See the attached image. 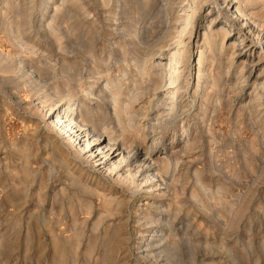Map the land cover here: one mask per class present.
<instances>
[{
  "label": "rangeland",
  "instance_id": "rangeland-1",
  "mask_svg": "<svg viewBox=\"0 0 264 264\" xmlns=\"http://www.w3.org/2000/svg\"><path fill=\"white\" fill-rule=\"evenodd\" d=\"M4 1L0 0V15L5 13L3 16L7 14L11 17V10L3 7ZM62 1L51 0L48 9L46 8L47 0H35V2L26 0L25 2L24 11L27 10L26 12L33 16L30 15L33 19L31 31L25 35L26 37L24 36L27 39L24 41L28 43L27 49L32 46L30 50H26V54L30 52L33 55L36 54L35 58L32 55L33 58L43 68L47 67L45 69L49 75L45 74V81L40 82V85L39 82L34 84L35 91H32L30 85L22 83L18 87L12 84L0 86V264H264V107L260 108L255 102L256 96L253 93L254 89L259 92L264 87V77L258 80L246 79L245 82L243 78L241 82V68L237 61L233 67L226 60L219 64L220 55H214L215 57H210L202 69L208 70V76L197 84V60H199L200 52L194 47L196 41L198 46L204 43L203 33L207 32V29L198 30L199 38L194 34L189 42L190 64L181 69L184 71L181 82L185 85L182 83L184 90L180 91L182 99H178V107L173 112L175 116L167 122L168 124L160 125L163 126L162 128L152 127L155 123L152 121L155 115L152 114L150 105L160 109L165 107L162 104L153 106L155 102L151 96L152 93L147 95L149 89L146 88V91L136 89L141 86L139 82L141 78L137 72L139 68H136V65L142 59L136 61L133 57L135 51L144 48L143 44L149 37L150 39L152 37V44L157 46L156 49L170 48L171 39L172 43L176 42L177 35L174 28L180 20L177 11L183 0H156L153 3L154 10L147 14L137 9L135 0H129L130 3L127 0L126 7L119 0H78L73 4H69L68 0H64L66 3ZM202 1L206 5L213 6L214 4V0ZM28 2L33 6L32 8ZM130 4H134V8ZM28 6L31 10L27 9ZM159 7L163 8L161 14L158 13ZM261 7L260 4L256 5L255 12L260 11ZM56 8L58 9L56 26L61 27L57 28V32L59 31V35L63 37L60 40L63 49L59 46L57 48L53 42L54 38L38 26V23L42 22L43 15H53ZM214 13L208 14L201 10L195 31L201 27L208 28L210 18ZM116 15L119 16L116 17ZM66 16H69L68 19ZM149 20L152 21L153 26L147 32L145 23ZM131 28L136 37L131 32ZM1 33L0 31L1 53L17 58V51L6 40V35ZM237 37H234L232 41H226L225 50L222 52L226 58L230 57V44ZM251 38L257 39L256 33L252 34ZM184 40L186 41L184 43H187V37ZM85 48L92 50V56L81 52ZM34 51L36 53H33ZM162 53L166 54L162 61L167 63L166 61H169L168 51H162ZM32 56L30 54L27 57ZM157 58L156 56L152 61L156 62ZM65 64L78 66L81 69V77L84 78H82L81 86L75 84L65 74L68 76L67 80L64 72L60 74V71H64ZM263 67L264 63H260L253 70L259 73ZM227 69L230 70L228 76ZM249 69L250 67L246 71ZM148 70L152 77L159 73V69L156 68L151 70L148 67ZM52 73L56 75L55 78L51 76ZM49 78L52 80L54 78L53 81L50 80L52 85L49 84ZM119 79L125 84L123 87H115ZM209 79H215L216 82L221 79V84L224 81L226 87L230 80V89L225 87L219 93L217 88L212 87ZM146 80H148L147 85L152 86L149 78ZM237 84L238 86H235ZM53 85L57 87L54 88ZM196 85L201 87L199 92ZM48 86H50L49 89ZM108 86L112 87V90ZM56 88L65 93H69L72 89V93L82 95L81 99L83 98L82 100L86 102V106L93 110L104 112L108 107L110 109V115L107 117L109 121L100 120L106 122L104 128H107L111 136L118 138L117 140L121 138L120 141H122L125 137V141L129 140L135 145H143L145 144L143 143L144 130L155 128V134L152 135L158 142H155L154 151L158 152V156L162 159L163 157L169 159L172 154L171 161L173 160L172 171L170 170L172 173L169 172L172 176L169 175L168 185L166 182L169 188L166 196L155 193L156 197L138 201L128 195L132 193L125 191V187L121 188V184H112L113 179L109 178L107 185L104 184L106 182L104 180L99 183L102 185H99L97 179H87V174H91V171L86 174L85 165L79 168L77 161L73 163L72 158L69 162L72 168L70 173L58 169L55 175H52L50 165L43 163L47 155L35 146L32 148L33 165L31 168L36 173H32L25 180L21 175L24 165L21 164L18 156L14 155L12 146L14 144L21 146L32 138L36 141L38 137L41 139L49 133V130L45 129L47 128L44 123L45 113L37 114L36 112L39 103L36 94L40 91L39 96L52 98L56 93ZM47 90L49 95L46 93ZM52 90H55V93ZM89 90L93 93L92 96L87 95ZM137 91L141 93L140 100L138 99L131 105L132 107L127 105L125 102L127 96L128 98L132 94L136 96ZM123 93L122 103L119 106L128 110L126 114L120 115V122L124 121L121 124L114 119L113 103L110 97ZM91 97L92 99L89 100ZM84 107H80L81 115L84 114ZM62 115L60 114L59 117L61 118ZM130 118L132 121L128 120ZM132 126L134 128H130ZM138 135L141 137L138 138ZM149 140L145 144L147 147L148 144L153 143ZM163 148L168 152L163 151ZM5 163L7 166H4ZM6 168L10 169L9 172H12L10 173L12 175L7 173ZM16 169L19 177L16 173L14 175L13 170ZM83 170L84 173H82ZM75 178L81 182V185H84L82 189L84 194L70 186L72 179L75 180ZM104 186L109 192L104 189ZM89 188L95 193L91 194ZM162 190L166 191V189ZM114 196L116 198L123 196L129 200V204L125 205L122 210L116 209V203L108 207L110 204L105 203L107 197L110 199L115 198ZM7 198H11V201L6 200ZM147 202L148 204L152 202L153 207L145 206ZM8 203L15 204L12 206ZM103 204L106 205V209H103ZM155 205H161L162 210L169 208V212L172 213H170L172 215L170 217L171 228L162 232L164 239L158 241L160 245L157 244L154 247V254L145 258L137 255L136 249L143 247L141 236L146 234L151 217L153 216L152 219L160 218L159 210L155 208ZM111 208L113 212L110 211ZM102 211L106 212V215ZM147 215L149 218L143 219Z\"/></svg>",
  "mask_w": 264,
  "mask_h": 264
},
{
  "label": "bare ground",
  "instance_id": "bare-ground-1",
  "mask_svg": "<svg viewBox=\"0 0 264 264\" xmlns=\"http://www.w3.org/2000/svg\"><path fill=\"white\" fill-rule=\"evenodd\" d=\"M33 1L35 2V0H33ZM47 1H48V3L46 5V8L48 9L51 5V2H50L51 0H47ZM76 1H78V0H68L67 2H69V4L70 3L73 4ZM119 1H120V3L125 4V7H126L127 0H119ZM135 1L137 3V9L139 11H142L145 14L154 10L153 3L156 2V0H135ZM25 2H26V0H5L3 3V7L5 9L11 10L10 14L12 13V16L8 17L7 14H6L7 16L6 15L3 16V14H5V13L0 15V22H2V24L0 25V31L6 35V40H8V42L11 44V46H13L14 49L17 51L16 55L18 54V57L17 58H11L12 56L11 57L5 56L1 53V49H0V86H3V85L9 86L10 84H12V85L18 87L22 83L24 85H30V87H32V91H35L36 87H33V85L36 84L37 82H39V85L41 83H43L45 81V78H44L45 74L46 75H49V74L47 73V71L45 69L47 67L43 68L38 63V61L36 59H34L36 54L33 55L32 52H30L31 56L33 55L34 58H33V56L30 58L27 57L30 54L27 55L26 50H30V48L32 46L29 47V49H27L28 43L24 41V39H25L24 36L27 35V33L29 31H31V27H32V23H33V19H32L33 16L31 14L27 13L26 12L27 10L24 11V8L26 7ZM29 2H28V4H29ZM62 2L66 3L64 0ZM128 2H129V0H128ZM203 2L204 1H202V0H186V1L183 0L181 5L178 4L180 7H179V10L177 12L179 14L180 20H178L179 22H177L175 24L176 26L174 25L175 26L174 30H175V33L177 36L175 37L172 35L177 40H176V42L173 41V43H172V39H171V42H170L171 44H169L170 48L167 49V47H166V48L156 49L157 46H155V44H152V40H151L152 37H151V39L149 37V39H146L144 44H143L144 48L138 49L137 51H135L133 49V51H135L133 60L137 61L138 59H142L141 62H139L136 65V68H139L138 69L139 71H137V72H139L138 75L141 78L140 80L138 79L139 82L141 83L140 84L141 86L137 87L136 89L137 90L138 89H140V90L145 89V91H146V88L149 89L148 90L149 93L147 95L152 93L151 96L154 99V100L153 99L152 100L155 102V105H153V106H157L156 104H160V105L162 104V106L165 107L162 109L155 108V107L153 108L151 106L152 101L150 102L151 105L149 108L151 109L152 114L155 115V118L152 119V121L155 122L153 124V126L151 125L152 127L159 126L160 128H162L163 126H160V125H162L163 123L168 124L167 122L168 121L170 122V119L174 118V116H175V114L173 112L178 107V99L179 98L182 99V96L180 95V91L184 90L183 89L184 86L182 85L183 82H181V80L183 79L182 77L184 75V74L182 75V72L184 73V71H181V69L184 68L185 66H187V64L188 65L190 64L191 56H190V44H189V42L192 40V37L194 34H196V36L198 37V34H200V33H198V30H202V29L206 30L207 29V32L203 33V42L204 43L202 42L203 44L201 43L202 45L198 46L197 45L198 42L196 41L195 47H194L195 50L199 49L198 51L200 52L199 58H198L199 60H197L198 61L197 84H199L201 82V80L205 79V77L208 76V70H205V71L202 70L205 63L209 60L210 57H212V56L215 57L217 55H220V59H218L220 61L219 64H221L222 61L226 60L227 62L231 63V67H233L234 63L237 61V64L241 68V75H242V76H240L241 82L243 81V78L245 79L244 80V82H245L246 79L258 80L260 77H264V67L261 69V71L259 73L255 72L253 70L258 64L264 63V0H214L213 6L210 4L206 5ZM30 3H32V2H30ZM76 4H78V2ZM258 4H260L262 6L261 10L260 11L256 10L258 12H255V10H254L255 6ZM29 5H30V8L33 7L31 4H29ZM130 5H132V7H133L134 4H130ZM118 6H119V4H118ZM161 6H163V5H161ZM129 7H131V6H129ZM28 8H29V6L27 7V9ZM158 9H159L158 13L161 14L163 12V8L159 7ZM33 10H34V8L32 9V11ZM201 10H204L208 14H210L212 12H215V13L210 18L211 20L209 19L210 22H209L208 28L200 26L201 28H199V29H197V31H195L196 25L198 23V19L200 18L199 14H200ZM57 12H58V9L56 8L53 15L48 14L47 16L46 15H43V17L41 16L42 22L38 23L39 24L38 26L40 29L45 30L51 38H54L53 42L55 43V45H57V48L59 46L60 49H63V46L60 43V40L63 37L59 35V33H58L59 31L57 32V28L59 26H56V24H57L56 21L58 20V16H57L58 13ZM68 13L70 14L69 11H68ZM61 14H63V13H61ZM156 14H157V12H156ZM30 15L32 17H30ZM65 15H67V14H65ZM119 15H116V17ZM69 16H71V15H69ZM69 16H66V18ZM63 17H65V16H63ZM160 17H161V15H160ZM70 19H72V17H70ZM152 21H153V18H152ZM152 21L149 20L148 22L145 23L146 24L145 25V31L148 32L149 28L151 26H153V25H151ZM59 28H61V27H59ZM32 30H33V28H32ZM142 31H144V30H142ZM70 32H72V31H70ZM131 32L135 36V32L133 31V29L131 30ZM150 32H151V30H150ZM144 33H146V32H144ZM152 33H149V34L152 35ZM255 33H256L257 39H254V38L252 39L251 35L255 34ZM161 35H162V33H161ZM146 36H147V34H146ZM236 36H238L237 39L235 38V41L231 42L230 47H229L231 50V55H230V57L226 58V56H224V54L222 55V52L225 50V47H226V41L227 40L232 41V40H234V37H236ZM185 37H187V40H188L187 43H184ZM132 39H134V38H132ZM25 40H27V39H25ZM133 41H135V40H133ZM59 44H61V45H59ZM218 44H220V45H218ZM131 45L134 46L135 44H131ZM160 45H161V42H160ZM75 46H77V45H75ZM164 47H165V45H164ZM83 49L81 51L82 53L85 52L88 55L92 53V50H89L90 48L89 49L85 48V50H83ZM162 51H164V52L168 51L167 54H169L168 55L169 61H166L167 63L164 62L165 64L163 63L162 59L164 58V56H166V54L162 53ZM23 53L26 55V57H25V55H23ZM33 53H36V52L34 51ZM91 56H92V54H91ZM156 56L158 57L156 62L152 61ZM185 57H187V58H185ZM152 62H154V63H152ZM160 62L163 64H161ZM64 63H67V62H64ZM213 63H214V61H213ZM152 64L154 67L152 66ZM148 67L151 70L154 68H156L157 70L159 69L158 70L159 73H157L156 75H154L152 77V74H150ZM248 67H250V69L248 71H246V69ZM63 69H64V71H60V74L62 72H64L63 73L64 75L67 74L75 82V84H78V86H81V84H83L84 78H83V76L81 77V74H82L80 71L81 69L78 66L75 67L73 65L72 66L66 65V66H64ZM189 69H190V67H189ZM205 69H206V67H205ZM245 71L247 73H245ZM229 72H230V70L227 69V76L229 75ZM153 74H155V73H153ZM67 75H65L66 79L68 78ZM106 75H108V74H106ZM239 75H240V73H239ZM51 76L55 78L56 75L54 76V74L52 73ZM58 76H60V75H58ZM54 78H53V80H54ZM134 78L137 79L136 76H134ZM148 78H149L150 84L152 83V86L147 85L146 82L148 80H146V79H148ZM222 78H224V77H222ZM50 80L53 81L52 79L49 78V81ZM56 80H57V77H56ZM186 80H188V79H186ZM209 80L211 81L210 83H211L212 87H214L215 89L217 88L218 92L219 91L221 92V90L226 87V83L224 81L221 84V81H222L221 79L219 80V82H216L215 79H209ZM49 81L47 80V83ZM51 81L49 84L52 85ZM135 81H137V80H135ZM68 82H70V81H68ZM117 82L118 83L115 84V87H123L125 85V84H123V81L120 79L117 80ZM229 82H230V80L228 81V85L226 87L227 89H230L231 84H229ZM244 82H243V84H244ZM109 83H110V81H109ZM112 83L114 85L113 81H112ZM144 83H146V85H143ZM68 84H67V86H68ZM84 84H85V82H84ZM238 84L235 86H238ZM44 85L47 86L46 84H44ZM113 85L111 84V86H113ZM67 86H66V89H67ZM49 87L50 86H48L47 88L49 89ZM55 87H57V86H54V88ZM58 87L61 88L60 85H58ZM196 87H197V91L199 92L201 87H199V85H196ZM70 88H72V87H70ZM206 88H207V86H206ZM133 89H134V87H133ZM47 92H49V91L47 90L46 93ZM52 92L55 93V90L54 91L52 90ZM182 92H184V91H182ZM54 93H52V94L54 95ZM71 93H72V89H70L69 93H65L61 90H58V88H56V93H55L54 97H52V98H43V97L39 96L38 94H41L40 91L38 94H36V96H38L37 101L39 102L38 106H37L38 110H36V112H37V114H39L40 112L45 113L46 119L44 120V123L46 124V127H47L45 129H48L49 133L42 136L41 139L38 137L36 139V141H35V138L27 140L23 145L21 144V146H19L18 144H14V145L12 144L14 155L18 156L21 164L24 165V168H23L24 170H22L23 172L21 170H19L22 172L21 175L24 177V179L29 178V176L32 173H36L35 170L34 169L32 170V168H31L32 167L31 165H33L32 148L35 146L37 149L41 150V152H44L47 155L46 158L44 157L45 162H43V163H47L48 165H50L52 175H55V172L58 169L61 171L63 170V171L69 172L72 169L69 165L70 159L72 158L73 163H74V161H77V164H79V168H81L82 166L85 165V168L87 170L86 174L88 173V171H91V174H87V179L88 178L97 179L98 180L97 184L101 183L104 180V181H106L104 183L105 185H107L109 183V180H108L109 178L113 179V181H111L112 184H116V183L121 184L120 185L121 188L125 187L126 188V190L124 189L125 191L132 193V194H128V195H131V197L137 199L138 201H142V199L147 200V199H150L152 197H156L155 193H158L157 195L164 194V196H166L167 190L169 192V188L167 187V185H168L167 181L169 179V175H171L170 173H172V172H170V170L172 169L171 166L173 167V163H172L173 160L171 161V159H172L171 153H173V152L171 150V153H170L171 158H169L170 159L169 160L166 157L168 159L167 160L164 157H163V159L160 158V156H158V152L154 151L153 148H154L155 142L156 143L158 142L157 139H155V137L152 135V134H155L154 133L155 128H148V129L146 128L144 130L145 134H144V138H143L144 139L143 143L146 144V141L148 139H150L153 142V143L150 142L152 144H148L149 145L148 147L145 146V144H143V145L138 144L139 146L135 145V143L134 144L130 143V141L128 140L130 143L129 144L128 141H125V139H124L125 137L122 138V141H120L121 138H120V140H117L118 138L116 139L113 136H111V134H109L110 132L107 130V128H104L106 122L104 123V122H101V120H100V119H103V120L107 119V117L110 115L109 114L110 109L108 107L106 109L104 108L106 110V111H104V112H106V114L104 112H102L101 110H100L101 112L99 110H93L91 107L86 106V102H84L82 100L83 98L81 99L82 95L80 96L77 93L76 94H73V93L71 94ZM135 93H137L136 96H133V94L129 98L127 96V99L125 100L127 105H130V106L133 105L140 98L141 93L140 92L138 93V91ZM253 93H255L254 95L256 96L255 102L258 103L260 108H263L264 107V87L262 89H260L259 92L256 89H254ZM92 94L93 93L89 90V93L87 95L92 96ZM123 95H124V93L119 94L118 96L115 95L112 98L110 97L111 102L113 103V105H112L113 110L112 111L114 113V119H116L118 122H120V115L126 114L127 110H128V109L126 110L124 108H120V106H119L120 103H122L121 98ZM106 96H108V95H106ZM108 98H109V96H108ZM90 99H92V97L89 98V100ZM185 99H188V98H185ZM150 100H151V98H150ZM181 103H183V102H181ZM106 105H108V104H106ZM83 106H85L84 107V114L81 115L80 114V107L82 108ZM122 106L127 107V106H125V104ZM145 106H146V104H145ZM162 106H160V107H162ZM166 107H168V108L166 109ZM154 113H156V114H154ZM34 114H36V113H34ZM60 114H63L61 118L59 117ZM152 114H150V115H152ZM131 118L128 120L132 121ZM173 120H175V119H173ZM107 121H109V120L107 119ZM122 123H124V121ZM133 126L135 127V125H133ZM133 126L130 128H134ZM126 131L128 132L129 130H126ZM137 131H140V130H137ZM128 135H129V133H128ZM128 135H125V136H128ZM136 136H137V134H136ZM139 136L140 135H138V138L141 137V136L140 137ZM132 140H134V139H132ZM60 144H61V146H60ZM163 151L168 152V150H166L164 148H163ZM177 155H174V156H177ZM5 161H7V160H5ZM5 164H4V166H7V164L6 165ZM20 167H21V165H20ZM3 169H5V168H3ZM9 170L10 169L6 168V171L8 174L12 173V172H9ZM13 171H14V175H15L16 171L18 172L17 169L13 170ZM82 173H84V170ZM10 175H12V174H10ZM67 175H66V177H68ZM16 176L19 177V175H17V173H16ZM170 179H171V177H170ZM75 180H76V178H75ZM75 180L72 179L70 186L77 188L78 190H80L82 192L84 185H81V182H78L77 180L76 181ZM21 182H22V180H21ZM166 182H167V185H166ZM65 183H68V182H65ZM21 185H22V183H21ZM67 185H69V184H67ZM99 185H102V184H99ZM22 186H24V184ZM16 189H17V187H16ZM104 189H105V186H104ZM162 189H166V191H164ZM106 191H108V190H106ZM84 192H87V190ZM93 192H94V190L93 191L91 190V194L95 193V192L94 193ZM110 193H112V192H110ZM91 194H88V195L92 196ZM97 196H99V195H97ZM101 197H103V196L101 195ZM105 197L103 198L104 200L106 199ZM119 197L120 198H116V197L113 198L112 197L113 200H112V198L109 197L111 199V201L107 197L108 200L106 199V201H105V203L107 202L106 205L110 204V206H108V207H111V206H113L111 204L116 203L115 204L117 207L116 209L122 210L125 205L129 204V200H127L123 196H119ZM121 197H123V198H121ZM10 199L7 198L6 200H10ZM75 199H77V198H75ZM102 201H101V203H102ZM108 201H110V202H108ZM165 201H166V198H165ZM9 204L12 205V203H8V205ZM14 204L15 203H13V205ZM149 204L147 202L145 204V206L153 207L152 202L150 205ZM106 205L103 204V206H104L103 209L105 208ZM155 206H156L155 208L157 210H159L160 218H157V219L153 218L152 219L153 216L151 217L150 222H149L150 226H148L146 234H144L142 236L140 235L142 238L141 244H143V247L136 249V251L138 252L137 255L138 254L140 256L142 255L141 257H145V258H147V257L149 258V257H151L152 254H154V252H155L154 247H156L157 244L160 245V243L158 241H160L162 238L164 239L162 232L165 231V229L170 230V228H171V224H170L171 218L170 217L172 216L171 215L172 213L169 212V208H168V210H164V209L162 210L161 205H155ZM139 207H140V205H139ZM112 208H114V207H112ZM112 208L110 210L111 212H113ZM134 209H133V211H134ZM166 209H167V207H166ZM170 209H172V207ZM103 213H105L104 215H106V212H103ZM104 215H103V217H104ZM143 215H145V214L143 213ZM152 215H153V213H152ZM149 216H150V213H149ZM149 216L148 215H147V217L144 216L143 219L149 218ZM8 217H10V216H8ZM44 219H43V221H44ZM50 219L53 222L52 218H50ZM116 219L118 220V218H116ZM105 220H106V218H105ZM48 225H49V223H48ZM48 225H47V227H48ZM109 226H111V225H109ZM114 230H113V232H115ZM108 235H110V234H108ZM59 237H60V235H59ZM57 238H58V236H57ZM162 242L163 241H161V243ZM170 253H171V251H170Z\"/></svg>",
  "mask_w": 264,
  "mask_h": 264
}]
</instances>
